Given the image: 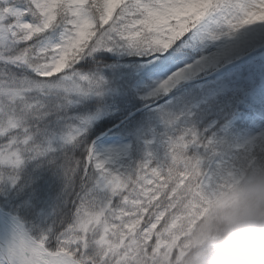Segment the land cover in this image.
Returning a JSON list of instances; mask_svg holds the SVG:
<instances>
[{
  "label": "snow or ice",
  "instance_id": "6c2138e0",
  "mask_svg": "<svg viewBox=\"0 0 264 264\" xmlns=\"http://www.w3.org/2000/svg\"><path fill=\"white\" fill-rule=\"evenodd\" d=\"M193 94L264 125V0H0V264H183L264 170V128L209 136ZM147 113L164 152L133 160Z\"/></svg>",
  "mask_w": 264,
  "mask_h": 264
},
{
  "label": "clouds",
  "instance_id": "9594fccd",
  "mask_svg": "<svg viewBox=\"0 0 264 264\" xmlns=\"http://www.w3.org/2000/svg\"><path fill=\"white\" fill-rule=\"evenodd\" d=\"M183 264H264V170L244 175L200 222Z\"/></svg>",
  "mask_w": 264,
  "mask_h": 264
},
{
  "label": "rangeland",
  "instance_id": "374dc122",
  "mask_svg": "<svg viewBox=\"0 0 264 264\" xmlns=\"http://www.w3.org/2000/svg\"><path fill=\"white\" fill-rule=\"evenodd\" d=\"M186 83H191V81H186ZM212 99L216 100V103L205 100L200 95L193 94L186 99H182L181 102L176 103L173 110L185 113L184 122L194 126L197 130H207V133L210 131L209 136L215 134L217 139L221 137L225 138L224 134L227 131L229 134L232 131L233 124L240 118L238 108L234 109L232 113H228L217 98L213 97ZM225 125H227L226 129ZM161 128L162 126L158 115L155 113H147L143 121L127 134L123 142L131 143V158L133 160L142 158L145 149L144 141L146 140L155 141L149 145V149L158 158L162 157L164 148L158 135ZM245 128L246 126H242L234 133L237 139L245 135L253 134L260 128H264V125L249 127L248 130ZM243 130L244 133H242ZM203 243V241L198 243L196 240L194 244L185 250L183 259L191 248L201 246Z\"/></svg>",
  "mask_w": 264,
  "mask_h": 264
},
{
  "label": "trees",
  "instance_id": "16d2710c",
  "mask_svg": "<svg viewBox=\"0 0 264 264\" xmlns=\"http://www.w3.org/2000/svg\"><path fill=\"white\" fill-rule=\"evenodd\" d=\"M226 141L234 142V141H235V136L231 135L230 138L226 137ZM103 147H104V145L102 144V145H101V148H103ZM201 246H202V245H201ZM198 247H199V246H198ZM193 250H194V249H193Z\"/></svg>",
  "mask_w": 264,
  "mask_h": 264
}]
</instances>
